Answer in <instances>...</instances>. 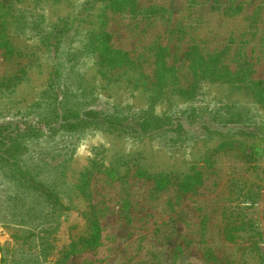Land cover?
I'll return each instance as SVG.
<instances>
[{
  "label": "rangeland",
  "instance_id": "374dc122",
  "mask_svg": "<svg viewBox=\"0 0 264 264\" xmlns=\"http://www.w3.org/2000/svg\"><path fill=\"white\" fill-rule=\"evenodd\" d=\"M101 30L130 64H100L89 45ZM159 47L192 97L166 85L153 101ZM193 47L220 52L231 71L247 68L246 81L194 80ZM257 80L264 88V0H132L120 9L110 0H0L2 127L72 104L166 115L222 103L252 119L239 122L247 135L236 125L175 137L91 127L10 146L0 155V264H264ZM139 172L168 174V183ZM91 218L101 229L95 245Z\"/></svg>",
  "mask_w": 264,
  "mask_h": 264
},
{
  "label": "trees",
  "instance_id": "16d2710c",
  "mask_svg": "<svg viewBox=\"0 0 264 264\" xmlns=\"http://www.w3.org/2000/svg\"><path fill=\"white\" fill-rule=\"evenodd\" d=\"M131 1L110 0V6L120 9L130 4ZM90 38L89 47L90 49H97V53L100 56V64H105L108 68L120 67L124 63L127 64V62L130 64L126 52L112 48L110 44L111 35L108 32L101 30L91 35ZM5 48H7L8 52H12L10 47ZM165 55L166 48L159 47L155 57V77L154 81L151 82V87L158 92L151 96L153 101L158 99V96L163 93L166 85H171V91L182 92L187 97H192V88L190 90L184 89L177 84L175 68L166 64ZM188 55H190V70L196 81L222 80L239 86L248 77L247 68L240 67L235 71H231L223 64L220 52L204 56L197 47H193ZM251 88L256 93H261V91L264 93V88L260 86L259 80L251 82ZM262 97L264 106V95ZM250 120H252L251 117L238 114L232 104L225 105L222 103L217 105V107L202 111L191 108L181 111L179 114L169 113L166 115H155L150 108L124 112L119 109L82 108L78 104H72L71 106L56 109L42 120L31 122L16 121L9 127L0 126V155L2 156L4 152H7L6 149L10 146L20 144L25 139L39 137L44 133H74L91 127H109L136 136L170 133L171 137H175L188 136L194 132L193 129L196 127L198 132H216L218 131L217 128H219L230 133L233 129L230 126L236 125V133L247 135L249 134L246 131L247 125H241L239 122H250ZM255 128L264 132V126H256ZM229 143L231 142H223L220 146L223 147V145ZM138 175L147 176L144 172H139ZM147 177L154 178L156 185L163 187L168 183L169 175L159 173ZM198 179L199 174L197 172L193 175H188L185 180L181 181L180 188L182 191H188ZM100 230L98 220L91 218L89 227L90 242L94 245L99 242Z\"/></svg>",
  "mask_w": 264,
  "mask_h": 264
}]
</instances>
